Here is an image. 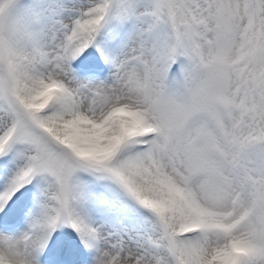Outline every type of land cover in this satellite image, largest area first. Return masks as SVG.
Returning <instances> with one entry per match:
<instances>
[{"label": "snow or ice", "instance_id": "1", "mask_svg": "<svg viewBox=\"0 0 264 264\" xmlns=\"http://www.w3.org/2000/svg\"><path fill=\"white\" fill-rule=\"evenodd\" d=\"M0 264H264V0H0Z\"/></svg>", "mask_w": 264, "mask_h": 264}]
</instances>
